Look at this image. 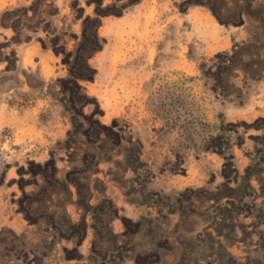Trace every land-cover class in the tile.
<instances>
[{"label":"rangeland","instance_id":"374dc122","mask_svg":"<svg viewBox=\"0 0 264 264\" xmlns=\"http://www.w3.org/2000/svg\"><path fill=\"white\" fill-rule=\"evenodd\" d=\"M0 264H264V0H0Z\"/></svg>","mask_w":264,"mask_h":264},{"label":"trees","instance_id":"16d2710c","mask_svg":"<svg viewBox=\"0 0 264 264\" xmlns=\"http://www.w3.org/2000/svg\"><path fill=\"white\" fill-rule=\"evenodd\" d=\"M99 25V21L95 19V25H94V29L91 33V37H92V41L96 42L97 40V32L96 29ZM87 33L85 30V26L83 27V31H82V41L85 40ZM94 49H78V51L76 52V57H79L78 59L81 60V64L85 69H89V65H88V58L91 56V54L93 53ZM74 78H81V75L78 73H74L73 74ZM229 162L226 161V163H224V169H226V167H228ZM224 176L227 178L228 175L224 174ZM74 227L77 229V233L79 234V237L84 234L86 232V223L84 222V220H79V222L73 224ZM148 254H146L144 257L146 258Z\"/></svg>","mask_w":264,"mask_h":264},{"label":"bare ground","instance_id":"6f19581e","mask_svg":"<svg viewBox=\"0 0 264 264\" xmlns=\"http://www.w3.org/2000/svg\"><path fill=\"white\" fill-rule=\"evenodd\" d=\"M121 33V32H120ZM160 35V34H159ZM121 34H119V36L118 37H120L121 38ZM130 36V35H129ZM159 37V36H158ZM140 38V37H139ZM136 40V39H135ZM154 40V39H153ZM157 40V39H156ZM159 40V39H158ZM128 42V41H127ZM129 43H130V41H129ZM164 44V43H163ZM175 49H176V47H175ZM174 49V50H175ZM212 51V50H211ZM169 52V51H168ZM173 51H171V53H172ZM183 54V53H182ZM184 55V54H183ZM173 56V55H172ZM178 56V55H177ZM177 58V57H176ZM182 58V57H181ZM168 59H171V58H168ZM180 59V58H179ZM173 61V60H172ZM175 63V62H174ZM176 65V64H175ZM178 65V64H177Z\"/></svg>","mask_w":264,"mask_h":264}]
</instances>
